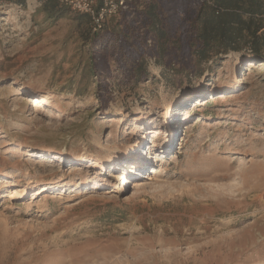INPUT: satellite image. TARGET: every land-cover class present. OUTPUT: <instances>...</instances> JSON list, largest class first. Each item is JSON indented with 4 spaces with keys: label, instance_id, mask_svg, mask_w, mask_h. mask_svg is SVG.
Segmentation results:
<instances>
[{
    "label": "rangeland",
    "instance_id": "rangeland-1",
    "mask_svg": "<svg viewBox=\"0 0 264 264\" xmlns=\"http://www.w3.org/2000/svg\"><path fill=\"white\" fill-rule=\"evenodd\" d=\"M136 1L94 28L0 0V264H264V50L179 71L150 37L136 80L91 41Z\"/></svg>",
    "mask_w": 264,
    "mask_h": 264
},
{
    "label": "trees",
    "instance_id": "trees-1",
    "mask_svg": "<svg viewBox=\"0 0 264 264\" xmlns=\"http://www.w3.org/2000/svg\"><path fill=\"white\" fill-rule=\"evenodd\" d=\"M38 1L44 16L51 20L64 17L70 9L60 0ZM98 2L100 6L102 0ZM118 26L103 27L91 35V41L99 50L114 41L119 67L143 80L147 76L144 50L150 39L162 59L159 63L165 56L171 57L168 68L183 65L190 57L204 63L217 54L239 51L242 40L252 56L261 58L264 0H138L122 12ZM173 29L177 31L174 38ZM99 64V58L92 55L90 70L95 75ZM182 69L180 66L179 71Z\"/></svg>",
    "mask_w": 264,
    "mask_h": 264
},
{
    "label": "built area",
    "instance_id": "built-area-1",
    "mask_svg": "<svg viewBox=\"0 0 264 264\" xmlns=\"http://www.w3.org/2000/svg\"><path fill=\"white\" fill-rule=\"evenodd\" d=\"M60 3L72 11L87 15L94 28H100L104 17L115 13L123 0H104L100 6L96 5L95 0H60Z\"/></svg>",
    "mask_w": 264,
    "mask_h": 264
},
{
    "label": "bare ground",
    "instance_id": "bare-ground-1",
    "mask_svg": "<svg viewBox=\"0 0 264 264\" xmlns=\"http://www.w3.org/2000/svg\"><path fill=\"white\" fill-rule=\"evenodd\" d=\"M200 103H202V101H200L199 100V102L197 101V104H200ZM166 114V113H165ZM168 115V114H167ZM176 116V115H175ZM174 116V117H175ZM175 121V120H174ZM164 122H165V124H166V129H168L169 130V118H167L166 117V119L164 120ZM180 122V121H179ZM176 125V124H175ZM174 128H178V126H173L172 127V129H174ZM176 130V129H175ZM172 131V130H171ZM173 134L174 133H172V135L171 134H166L167 136L166 137H168V139H167V142H168V144H169V141L170 140H173L172 138V136H173ZM169 145H171V144H169ZM169 145H168V147H169ZM154 148H156L155 146H153ZM34 151H32V150H30V153H33ZM38 154V153H37ZM41 156L43 157V158H47V157H51V158H55V157H57V155L58 154H56V153H51V152H41ZM140 154L141 153H138V155L140 156ZM62 155H60L59 157H58V159H61L60 157H61ZM142 156V155H141ZM136 157V156H135ZM143 158H144V155L142 156ZM140 158V157H139ZM141 159V158H140ZM141 161L143 162V159H141ZM146 161V160H145ZM143 168V167H142ZM147 168V167H146ZM77 169V168H76ZM152 169V171H151V173H155V171H154V169L153 168H151ZM127 170L128 169H125V171H126V173H127ZM129 172H130V169H129ZM124 173V172H123ZM131 173H134V171L133 170H131V172L130 173H127V175H130ZM150 173V172H149ZM151 173H150V175H149V177L148 178H150L151 177ZM123 174L121 173V172H119V173H115L114 174V176L118 179V180H122V179H124V177L122 176ZM135 175V174H134ZM56 187H58V192H60V191H62V189H61V187H59V186H56ZM51 187H50V185L49 184H45V185H43L42 187H40L37 191H40L41 190V192L42 193H44V192H46V191H48L49 189H50ZM70 188H75V186L73 185L72 187H70ZM73 195H74V193H73ZM72 195V196H73Z\"/></svg>",
    "mask_w": 264,
    "mask_h": 264
}]
</instances>
